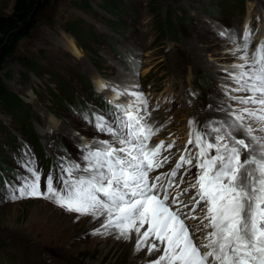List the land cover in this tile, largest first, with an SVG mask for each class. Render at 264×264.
<instances>
[{"label":"rangeland","instance_id":"374dc122","mask_svg":"<svg viewBox=\"0 0 264 264\" xmlns=\"http://www.w3.org/2000/svg\"><path fill=\"white\" fill-rule=\"evenodd\" d=\"M75 1L84 0H51L41 22L0 70L9 91L29 107L28 123L36 132L29 131L23 111L19 121L0 108V264H148L160 255L149 256L145 248L134 256L133 240L92 236L91 216L77 219L48 200L4 199L5 181L18 186L17 177L28 175L21 165L29 158L44 176L50 170L58 174L61 157L77 160L87 141L108 139L84 116H110L116 104L141 106L131 95L118 96L112 85L142 92L148 101L141 107L156 133L149 147L163 141L160 158H169L150 177L170 172L182 155L195 165L198 149L185 139L192 135L190 121L204 128L227 119L219 108L239 107L225 95L233 85L229 73L239 72L236 65L243 63L238 47L246 30L252 33L249 57L264 42V0H85L88 6L80 7ZM14 3L0 0V14L11 13ZM77 18L80 38L67 28ZM247 155L242 152L241 159ZM196 175L195 166L184 165L175 178L184 180L178 190ZM202 207L193 215L201 217ZM186 223L196 225L199 219Z\"/></svg>","mask_w":264,"mask_h":264},{"label":"snow or ice","instance_id":"6c2138e0","mask_svg":"<svg viewBox=\"0 0 264 264\" xmlns=\"http://www.w3.org/2000/svg\"><path fill=\"white\" fill-rule=\"evenodd\" d=\"M251 35L246 30L238 47L243 63L236 65L239 72L229 73L233 85L225 93L239 107L219 108L227 119L204 128L190 121L188 143L198 149L195 165L182 155L170 172L150 177L169 158H160L163 141L149 147L156 133L148 123L150 113L141 107L148 101L142 92L112 85L118 96L131 95L141 106L116 104L110 116H84L108 139L87 141L77 160L61 157L55 175L50 170L44 176L29 158L21 165L28 175L17 177L18 186L5 181L9 192L4 199H44L77 219L103 218L91 234L125 242L135 237V252L161 253L148 264H264V42L249 57ZM241 131L245 138L235 135ZM242 152L248 153L243 160ZM184 165L195 166L197 175L178 190L184 180L175 178ZM201 205L202 216H194ZM196 219L199 224L186 223ZM205 229L211 231L194 240Z\"/></svg>","mask_w":264,"mask_h":264},{"label":"trees","instance_id":"16d2710c","mask_svg":"<svg viewBox=\"0 0 264 264\" xmlns=\"http://www.w3.org/2000/svg\"><path fill=\"white\" fill-rule=\"evenodd\" d=\"M51 0H15L13 11L9 14H0V70L6 62L7 58L15 51L18 43L26 37H29L31 32L41 22L43 14L47 10ZM88 6L87 1H75V6ZM82 22L80 19L67 23V28L74 36L80 38L79 25ZM26 63V62H25ZM31 68L37 70L38 67L31 63ZM6 75V74H4ZM0 108L8 110L14 118L20 121L19 115L23 111L24 118L27 121L29 131L36 134L32 124L28 123L29 116L25 102L19 95L14 94L7 88L3 74L0 73ZM21 116V115H20ZM9 135H12L11 132ZM14 141H18L17 137H12ZM38 146L42 150L41 141L38 137H34ZM41 154H43L41 152ZM49 160L48 158H44ZM50 162V161H49Z\"/></svg>","mask_w":264,"mask_h":264},{"label":"bare ground","instance_id":"6f19581e","mask_svg":"<svg viewBox=\"0 0 264 264\" xmlns=\"http://www.w3.org/2000/svg\"><path fill=\"white\" fill-rule=\"evenodd\" d=\"M177 132H178V131H177ZM178 133H179V132H178ZM236 134L245 137V134H244L243 131H241V132H237ZM180 135H181V134H180ZM188 137H189V135H187V137L185 138V139H186V143H188V142H187ZM98 221H100V220H94V222L92 223L91 227H92L93 229L100 227V222H99V224L97 225ZM96 225H97V226H96ZM145 228H147V225H145ZM143 230H144V229H142V231H143ZM91 231H92V230H91ZM208 231H211V229H207V232H208ZM207 232H206V233H207ZM92 236H94V235H92ZM117 241H118V240H117ZM133 241H134V244H135V237L133 238ZM122 242H123V241H122ZM131 242H132V241H131ZM138 253H139V252H135V253H134V256L137 255Z\"/></svg>","mask_w":264,"mask_h":264}]
</instances>
